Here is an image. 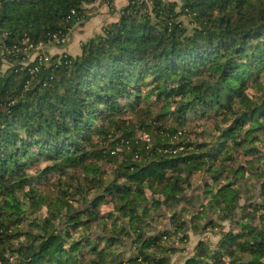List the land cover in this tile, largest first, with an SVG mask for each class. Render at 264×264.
Wrapping results in <instances>:
<instances>
[{"label":"trees","instance_id":"obj_1","mask_svg":"<svg viewBox=\"0 0 264 264\" xmlns=\"http://www.w3.org/2000/svg\"><path fill=\"white\" fill-rule=\"evenodd\" d=\"M95 1L0 0V264H171L200 217L220 237L183 264H264V0H127L39 51Z\"/></svg>","mask_w":264,"mask_h":264},{"label":"rangeland","instance_id":"obj_2","mask_svg":"<svg viewBox=\"0 0 264 264\" xmlns=\"http://www.w3.org/2000/svg\"><path fill=\"white\" fill-rule=\"evenodd\" d=\"M166 1H170V2H176V3H180V0H166ZM85 8V7H84ZM88 11L90 14H94V11H93V8H90L88 10H85V12ZM84 12V13H85ZM103 26L107 24V21H103ZM77 29H75L74 31H76ZM91 30V29H90ZM73 29L70 31V37L71 35L73 34ZM84 32H80V34L77 35V33H75L73 35L74 37V43H73V47H77L78 44H81V42L83 41V37L84 35H81L83 34ZM94 35V34H93ZM92 35V36H93ZM78 39V43H77V40ZM69 44V37L66 38V42L65 44H63L62 46H55V45H48V46H45V47H41L39 51H42V53H46L49 57H54L56 55H60L62 53H72V51H68L67 49V46ZM76 49V48H75ZM38 51V52H39ZM38 52H34L33 55L30 56V60H33V58L35 57V55H37ZM217 117H211V119H206L204 120V118H196L194 119V121H189L188 123V129L191 130V132H193L194 134L196 133V135H200V133H202L203 130H205V134L203 136V138L208 141L209 140V133H212L213 129H214V122L217 121L216 120ZM218 119V118H217ZM194 135H191V138L194 139ZM242 160L243 158H239L237 160L238 163H242ZM44 165L43 164H40L38 166V168H42ZM33 172H34V169H33ZM55 177L52 176V177H49L47 180H45L44 182L45 183H53L55 182ZM210 184L211 185L209 186V189H212L213 185H212V182L211 180L209 179L208 176H205L203 174H196L195 176L192 177V180H191V187L189 189L186 190V196L188 198H197V197H200L201 200L205 201L204 198H203V190H202V187L204 186V184ZM195 209L193 210V214L194 216L197 215V212L200 211L199 209V206L198 205H195ZM100 209L101 211L105 212L107 210L110 209L109 206H106V205H101L100 206ZM189 217V216H188ZM149 218V217H148ZM162 217V219L158 222H156V224H154L153 226L151 227H148V229H146L147 227H145V229L148 231V230H155V231H159V230H165V229H169L170 226H169V222L167 221L166 218ZM198 224L197 226L195 227V231L196 233H193V232H190L189 233V242L183 246L181 252H178L177 254L175 255H172L171 257V264H183V262L185 261L186 257L188 256H191L195 246L197 245V243L199 241H204L207 243V245L210 247V248H213V246L215 245V243L218 241L219 237H220V229H211V228H208L204 231H201L200 230V226L202 223H204V218L200 217L198 220H197ZM221 225H224V229H227L228 227L226 226V224L223 222V223H220ZM176 247H181V244H175ZM261 257H264V252H262L261 254Z\"/></svg>","mask_w":264,"mask_h":264},{"label":"crops","instance_id":"obj_3","mask_svg":"<svg viewBox=\"0 0 264 264\" xmlns=\"http://www.w3.org/2000/svg\"><path fill=\"white\" fill-rule=\"evenodd\" d=\"M127 5V0H96L92 4L86 5L84 10H88L93 8L94 14H90L86 11L84 14L87 17V20L83 23V25H78L74 27L73 34L70 37V33L67 37H69V44L67 46L68 51H72V53H68L72 56H77L80 53V45L93 37L95 34H98L103 27V21H107V24L116 21L119 16L120 11ZM91 29V30H90ZM80 32H84L81 35H84L83 41L81 44H78L77 47H73L75 33L80 34ZM94 34V35H93ZM93 35V36H92ZM77 43H78V39ZM76 48V49H75Z\"/></svg>","mask_w":264,"mask_h":264},{"label":"built area","instance_id":"obj_4","mask_svg":"<svg viewBox=\"0 0 264 264\" xmlns=\"http://www.w3.org/2000/svg\"><path fill=\"white\" fill-rule=\"evenodd\" d=\"M53 42H54L55 45H60L61 46V45L65 44L66 39L58 38V36H54ZM35 57L39 58V64H41V63L45 64L49 60L48 56L44 55V54L39 55L37 53V55H35ZM36 70H37V68H35L32 72H34ZM143 140L148 141L149 139L147 138L146 135H144L143 136Z\"/></svg>","mask_w":264,"mask_h":264}]
</instances>
